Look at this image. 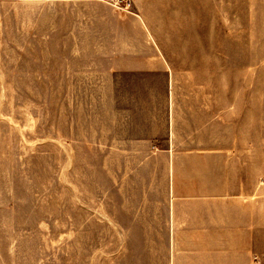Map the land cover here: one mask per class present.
Instances as JSON below:
<instances>
[{"label": "crops", "instance_id": "crops-1", "mask_svg": "<svg viewBox=\"0 0 264 264\" xmlns=\"http://www.w3.org/2000/svg\"><path fill=\"white\" fill-rule=\"evenodd\" d=\"M197 8L0 0V70L46 72V86L72 88L63 117L121 200L111 206L125 222H110L109 264H264L263 196L247 189L239 121L215 115L212 98L186 110L159 41L161 32L195 37Z\"/></svg>", "mask_w": 264, "mask_h": 264}, {"label": "rangeland", "instance_id": "rangeland-1", "mask_svg": "<svg viewBox=\"0 0 264 264\" xmlns=\"http://www.w3.org/2000/svg\"><path fill=\"white\" fill-rule=\"evenodd\" d=\"M192 19L195 37L159 40L176 93L186 110L212 98L215 115L239 121L247 189L262 192L264 217V0H198ZM45 74L0 70V264H109L121 200L63 117L72 88L46 86Z\"/></svg>", "mask_w": 264, "mask_h": 264}, {"label": "built area", "instance_id": "built-area-1", "mask_svg": "<svg viewBox=\"0 0 264 264\" xmlns=\"http://www.w3.org/2000/svg\"><path fill=\"white\" fill-rule=\"evenodd\" d=\"M129 1L130 0H110V3L119 9H126Z\"/></svg>", "mask_w": 264, "mask_h": 264}]
</instances>
